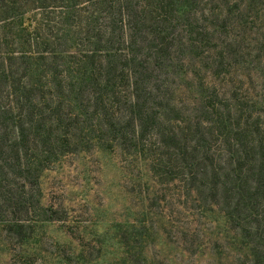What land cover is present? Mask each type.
<instances>
[{
    "label": "trees",
    "instance_id": "obj_1",
    "mask_svg": "<svg viewBox=\"0 0 264 264\" xmlns=\"http://www.w3.org/2000/svg\"><path fill=\"white\" fill-rule=\"evenodd\" d=\"M100 154L174 209L176 247H125L137 264H264V0H0L3 226L33 214L84 240L44 178ZM34 248L13 264L90 254Z\"/></svg>",
    "mask_w": 264,
    "mask_h": 264
},
{
    "label": "rangeland",
    "instance_id": "obj_2",
    "mask_svg": "<svg viewBox=\"0 0 264 264\" xmlns=\"http://www.w3.org/2000/svg\"><path fill=\"white\" fill-rule=\"evenodd\" d=\"M133 175L117 155H95L92 161L67 160L62 169L44 178V185L58 191L55 200H61L80 224L84 240L75 235L72 243L67 241L60 223L30 225L27 220L33 221V214L22 216L26 223L22 231L5 228L1 221L17 218L4 217L0 221V264H13L10 254L21 253L25 258L34 247L44 249L48 263L54 251L49 247H85L90 254L84 264H137L132 258L134 251L125 247H176L174 239L165 241L163 237L164 214L171 220L174 210L163 202V185L150 181V174L144 171L137 172L134 179ZM220 225L221 230L228 228L223 222ZM233 234L229 231V236ZM236 236L231 243L244 247L242 235ZM92 247L102 248L98 253ZM98 254L99 261H93Z\"/></svg>",
    "mask_w": 264,
    "mask_h": 264
}]
</instances>
